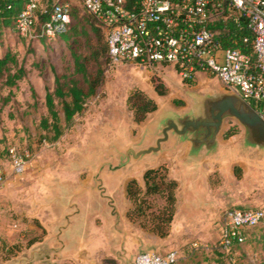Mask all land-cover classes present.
Listing matches in <instances>:
<instances>
[{
    "label": "crops",
    "instance_id": "1",
    "mask_svg": "<svg viewBox=\"0 0 264 264\" xmlns=\"http://www.w3.org/2000/svg\"><path fill=\"white\" fill-rule=\"evenodd\" d=\"M156 75L160 76L163 95L150 81L140 88L156 109L140 123H135L132 113L127 121L118 117V125L123 124L124 130L119 135L113 122L105 130V134L112 130L111 134L118 136L112 149L115 161H102L95 172L88 166L84 176L7 177L0 188V239L6 246V250L0 249V264H133L139 253L172 250L177 252V264H205L196 258L200 246L192 242L205 241V232L218 220L214 194L220 185L212 182L211 175L220 176L223 168L240 166L241 162H263L264 155L256 148L243 147L244 130L240 125L241 131L225 138L233 128L226 130L224 122L217 147L211 152L203 148L194 156L190 142L171 134L160 152L133 158L132 154L154 146L168 121L191 108L186 95L191 91L172 67L165 66ZM207 79L199 74L196 83ZM170 87L177 88L176 92ZM160 167L165 169L166 178L176 183L171 220L164 236L144 227L138 218H129L133 204L126 192L128 183L135 181L144 194L145 172ZM34 181L35 193L21 189V183ZM147 198L151 214L144 213L141 220L166 206L157 195Z\"/></svg>",
    "mask_w": 264,
    "mask_h": 264
},
{
    "label": "rangeland",
    "instance_id": "2",
    "mask_svg": "<svg viewBox=\"0 0 264 264\" xmlns=\"http://www.w3.org/2000/svg\"><path fill=\"white\" fill-rule=\"evenodd\" d=\"M73 25L74 21L71 22V26ZM7 47L16 52L20 60H24L27 76L15 88L0 89V188L8 176H18L10 163L8 151L12 148L28 153L25 171L20 175L27 177L73 173L84 176L88 166L95 172L102 161H115V151L112 149L117 145L115 142L118 136L111 134L112 130L105 134V130L112 127L110 123L113 122L114 131L118 132V135L124 131L123 124L118 125V117L120 120L125 117L127 121L126 117L129 118L132 113L127 105L130 94L141 91L140 88H143L147 81L153 82L154 86H162L160 76L149 69L128 64L110 65L104 34L91 29L87 23L80 24L74 36L69 34L66 38L33 43L28 40L20 41L10 30L0 39V54ZM76 57L86 58L88 72H96L97 68H100L103 81L95 94L86 100L83 111L74 117L71 126L65 128L64 123H61V136L56 141H49L53 133L40 128L41 119L48 117L45 105L46 91L54 90L55 75L66 76L68 79L78 78L73 75ZM185 87L199 94L225 93L221 84L211 77L204 82L195 83L192 87ZM169 89L177 90L174 87ZM6 99L8 100L5 101ZM58 102L59 100L55 99L56 110L62 119L61 105ZM225 122L226 130L233 128L234 131H241L234 120ZM126 157L129 158L127 153ZM235 168L239 177L236 176ZM211 180L220 185V189L214 194L219 216L212 230L205 232V241L193 240L192 244L200 246L196 258L205 264H264V222L249 230L244 243L236 247L231 254H224L218 249L226 210H264V161L252 160L241 162L240 166H227L223 168L220 176L212 174ZM27 181L31 179L28 178ZM36 186L34 181L21 183L20 187L26 188V192L29 189L35 193ZM164 208L156 209V214L150 215L148 219L141 220V217L137 220L157 233V222L153 219L161 216ZM5 247L0 239V249L6 250ZM11 264L54 263L15 261Z\"/></svg>",
    "mask_w": 264,
    "mask_h": 264
},
{
    "label": "built area",
    "instance_id": "3",
    "mask_svg": "<svg viewBox=\"0 0 264 264\" xmlns=\"http://www.w3.org/2000/svg\"><path fill=\"white\" fill-rule=\"evenodd\" d=\"M75 10L104 34L110 65L154 73L170 66L187 86L205 74L255 103L264 120V0H24L12 31L28 41L55 40L67 33ZM237 32L243 49L225 46L236 42ZM8 153L22 175L28 153ZM143 208L151 212L148 198ZM263 221V209L226 210L218 249L231 254L244 232ZM133 264H177V252H143Z\"/></svg>",
    "mask_w": 264,
    "mask_h": 264
},
{
    "label": "trees",
    "instance_id": "4",
    "mask_svg": "<svg viewBox=\"0 0 264 264\" xmlns=\"http://www.w3.org/2000/svg\"><path fill=\"white\" fill-rule=\"evenodd\" d=\"M23 3L24 0H0V39L5 32L12 30L15 18L22 8ZM72 19L75 22V25L71 26L70 24L67 33L61 38H66L69 34H72L73 36L76 35L77 27L80 24L85 25L86 23L90 24L91 29L102 34L100 29L96 28L88 17L84 15L79 17L77 10L73 12ZM40 23H42V21H40ZM239 36L240 33L237 32L236 42L230 44L228 41H225L224 45L243 49V46L240 44ZM19 40L26 41V39L22 37H19ZM29 42L33 43V41ZM29 51L31 52V49H29ZM87 63L86 58L76 57L74 59L73 75L78 76V78L68 79L66 76L55 75L54 90L46 91L45 105L48 110V117L41 119L40 128L41 130H50L53 133V137L52 139H49V141H56L61 136V123H64L65 128L71 126L74 117L83 111L86 100L95 94L97 87H99L103 81V75L100 68H97L96 72H88ZM26 76L27 70L24 66V60H20L18 54L11 48H5L0 54V89L15 88L21 80L26 78ZM155 90L159 95L164 94V89L160 84L155 86ZM55 99H58V103L61 105L63 114L62 119L56 110ZM7 100L8 99L5 101ZM127 105L129 110L133 113L135 123L143 122L147 114L156 109L154 102L150 100L146 94L138 90L129 95ZM250 105L258 110V106L255 103H251ZM234 133V129L229 130L225 133V138L230 137ZM44 138L46 137L44 136ZM164 171L165 169L160 167L145 172L144 179L146 187L144 194H141V190L138 188L135 181H130L126 188L127 197L133 204V209L128 214L130 219L142 217L144 214L143 207L148 196L157 195L165 200L166 206L163 209L162 215L153 219L154 222H157L155 229L158 230L157 233L159 236L165 235L166 228L171 220L175 201L174 190L176 188V183L172 180H168ZM236 172V176L239 177L240 175L237 168H235V173ZM248 231L244 232L245 239Z\"/></svg>",
    "mask_w": 264,
    "mask_h": 264
},
{
    "label": "water",
    "instance_id": "5",
    "mask_svg": "<svg viewBox=\"0 0 264 264\" xmlns=\"http://www.w3.org/2000/svg\"><path fill=\"white\" fill-rule=\"evenodd\" d=\"M186 95L191 100V108L168 121L154 146L132 154L133 158L160 152L161 145L168 141L171 134L190 142L194 156L203 148L211 152L217 147V137L226 120H234L243 128L245 149L256 148L264 155V120L248 102L228 92L199 94L191 91Z\"/></svg>",
    "mask_w": 264,
    "mask_h": 264
}]
</instances>
